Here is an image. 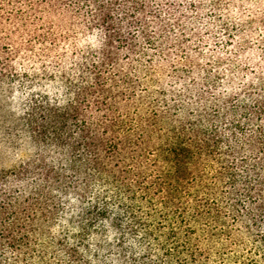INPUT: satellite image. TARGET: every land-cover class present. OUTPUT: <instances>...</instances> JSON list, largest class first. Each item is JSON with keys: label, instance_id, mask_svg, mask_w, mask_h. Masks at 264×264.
I'll use <instances>...</instances> for the list:
<instances>
[{"label": "trees", "instance_id": "obj_1", "mask_svg": "<svg viewBox=\"0 0 264 264\" xmlns=\"http://www.w3.org/2000/svg\"><path fill=\"white\" fill-rule=\"evenodd\" d=\"M3 84L0 264H264V0H0Z\"/></svg>", "mask_w": 264, "mask_h": 264}, {"label": "rangeland", "instance_id": "obj_2", "mask_svg": "<svg viewBox=\"0 0 264 264\" xmlns=\"http://www.w3.org/2000/svg\"><path fill=\"white\" fill-rule=\"evenodd\" d=\"M18 97L19 93L12 92L7 85L0 86V173L23 164L37 153L22 125L15 121L13 112H16ZM54 241L53 234L39 237L37 242L42 247L34 252L32 264H70ZM40 252L43 258L38 257Z\"/></svg>", "mask_w": 264, "mask_h": 264}]
</instances>
